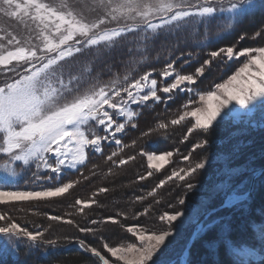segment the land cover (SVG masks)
Wrapping results in <instances>:
<instances>
[{"label":"trees","instance_id":"obj_1","mask_svg":"<svg viewBox=\"0 0 264 264\" xmlns=\"http://www.w3.org/2000/svg\"><path fill=\"white\" fill-rule=\"evenodd\" d=\"M123 1L125 0H0V57L7 53L31 55L28 59L0 65V89L5 88L10 81L14 83L25 74V69L50 55L43 46L47 39L53 36L52 30L56 26L51 20L55 17L66 21L62 25L63 28H67V24L74 22L73 20L83 21L81 23L87 28L83 37L72 35L75 44L79 45L76 51L49 67L47 72V76L52 77V74L60 71L67 90L74 89V92H77L83 89L90 95L93 88L96 90L98 87L107 86L116 77L122 81L125 76L136 79L146 72H152V78L157 79L159 86L161 82L167 83L171 80L168 78V81H162L160 72L168 61L175 59L177 55L181 56V59L176 61L174 67L182 74H193L197 67H205V74L192 86V94L177 92L167 107L163 104H153L151 101L148 102V107L142 109L132 106L140 112V116L136 118L138 127L132 129L129 125L125 133L118 135L122 143L130 145L119 155L124 157L137 154L135 161L116 167L106 160V156L101 158L99 154L88 149L87 167L82 171L89 179H81L80 183L70 189V194L66 198H54L45 202L1 204L0 214H7L14 222L29 231L47 229L44 236L38 237V240L56 239L57 245L51 246L56 247L52 252L48 250L50 245L46 243L32 246L26 239L13 240L5 234H0V264H94L95 258L90 253L69 246H77L75 242L77 237L101 248L105 242L113 244L127 241L129 239L125 232L127 226L141 225L143 230L160 231L163 224L159 216L165 212L177 211V202L179 203L180 198H185L186 204L192 202L190 199L196 192L195 188H187L188 183L206 188H213L220 182L229 183L230 187L213 202V208H218L227 196L244 193L249 186L251 175L256 170L264 168V118L258 124L227 119L219 126L214 124L208 131L195 129L190 135L187 134V129L194 123L190 117L180 125L170 124L172 118L185 111L182 105L187 103L190 95L194 103L190 104L187 110L199 106V96L196 93L206 94L208 91H214L215 85L246 59V57L232 61H228L226 57L223 60L220 57L213 59L210 56L211 51L228 46L234 47V51L264 46V4L261 0H255L254 7L248 11L214 14L210 19L198 18L195 24L185 25L173 32L158 30L157 33L150 34L147 41L142 40L150 29L146 24L151 23L153 19L161 18L160 15L152 16L145 22H138L137 25L133 24L134 21L130 17L126 19L122 17L118 23L113 24L114 13L110 8ZM109 3L112 5L107 6ZM101 4H105L106 7ZM101 18L105 22L95 27L96 21ZM110 27L121 28L124 33L98 46L83 45L84 39L88 40ZM61 29L59 27V31ZM257 31L262 33L260 37L255 36ZM241 35L244 36L242 40ZM39 40L40 44H37ZM189 52L192 53L191 57L188 56ZM205 60L211 61V64L204 65ZM184 61L188 62L185 64ZM43 74L45 76L46 73ZM67 95L70 96L72 93L67 92ZM161 122L168 124V127L160 129L158 125ZM144 131L149 132L148 137L141 135ZM133 140L137 141L134 147L131 146ZM197 143H203V146L194 149ZM115 149L114 143L104 144L105 154H110ZM141 149L146 152L171 150L173 156L163 169L157 171L148 169L146 155H138ZM183 155H187L189 159L183 161ZM201 161L209 164L186 177L185 181L175 179L168 181L163 188L156 189L155 196L149 195L160 180L170 175L172 170L194 166ZM93 171L96 175H92ZM148 171H152L153 175L144 181L137 180L139 175L147 174ZM226 171L237 173L229 176V172ZM33 172L30 167L28 173L30 176L21 179L19 188L23 189L26 184L28 188L38 186L29 182ZM47 174L44 172L43 175ZM77 178L78 174L75 171H65V180ZM100 187H108L111 191L92 197L99 201L100 206L93 204L84 212L78 210L80 213L78 219L84 223L80 225L73 219L76 215L71 217L79 208L73 206L75 199L88 200L90 190ZM141 196L144 197L143 200L136 199ZM239 206L223 208L209 216L211 221L216 218L223 220L220 225H212L197 234L188 251V264H243L239 263L242 260L234 253V249L245 245H252L255 250L258 247L261 252L260 258L247 260L245 264H264V245L251 238L257 234L254 225H264V172L255 179L251 194L244 200V207ZM47 207L52 209H46ZM145 208L149 209L147 215H136ZM117 211L127 214V219L120 218L126 226L123 229L118 225L97 226L90 223L92 219L115 216ZM48 214L58 216L67 214V217L74 221L75 227L76 225L87 227L85 223H89V227L99 231L91 234L81 233L78 228H70L68 224L60 226L58 225L60 221H50ZM6 223L7 221H0V226H5ZM67 245L69 247H66ZM62 246L65 247L61 248Z\"/></svg>","mask_w":264,"mask_h":264},{"label":"snow or ice","instance_id":"obj_2","mask_svg":"<svg viewBox=\"0 0 264 264\" xmlns=\"http://www.w3.org/2000/svg\"><path fill=\"white\" fill-rule=\"evenodd\" d=\"M253 0H237L231 2L228 0H185L186 8L178 12L173 18L160 25H152L148 29L142 40L150 39V34L157 33L158 30L173 32L183 28L188 24H195L198 18L210 19L214 14L236 13L243 7L251 5ZM264 4V0H261ZM262 33L257 31L256 37ZM240 39H244L241 35ZM223 54V56H222ZM189 52L188 56L191 57ZM210 56L215 59L220 57L222 60L226 57L228 61L246 57V62L242 67L232 75L227 83H218L215 85L217 92L208 91L206 94L196 93L203 107H195L187 110L189 105L194 103L192 96H189L187 103L182 107L185 109L177 117L170 120L171 125H180L186 118H191L194 123L187 129L190 135L195 129L208 131L213 128L214 124L219 126L226 119L237 118L230 116L229 106L233 103L242 109H248L252 105L264 103V47L245 48L240 51H234V47H221L216 51H211ZM181 56L177 55L175 59L169 60L166 67L162 69L160 75L162 81L158 86L156 78H152V72H146L139 78L130 79L125 76L123 81L119 77L112 79L107 86L98 87L92 94L85 96L78 104L71 108L65 109L60 113L53 114L45 118H37L34 115V109L25 108L16 105L18 98L27 94L28 88L15 86L6 89L5 93H0V133L3 134V146L0 147V154L6 159L0 166V175L4 176L8 184L0 187V204L11 202L27 201H45L54 198L67 197L70 189H73L80 180H88L89 177L84 175L83 168L87 167L88 153L91 149L101 158L106 156V160L116 167L128 165L137 159V154H129L120 157V153L130 145L122 143V139L117 135L125 133L126 127L131 126L136 129L138 124L136 118L140 112L132 106L139 108L148 107V102L153 104H163L165 107L172 101L177 92L193 93V85L197 84L199 77L205 74V67H197L193 74H182L174 67ZM188 61H184L186 64ZM204 65H210L211 61L205 60ZM239 85L238 88L233 85ZM122 93H124L122 95ZM163 93L164 95H160ZM228 110V111H225ZM115 116L121 117L125 122H118ZM99 126V131L94 127ZM160 129L168 127L166 123H159ZM103 134H100V133ZM148 137L149 132L144 131L141 134ZM184 139H187L185 135ZM114 143L115 150L110 154L104 153V144ZM137 141L133 140L131 146L134 147ZM203 143H197L195 148H200ZM140 156L147 157L148 169L159 171L167 158L173 156V151L165 152H146L143 149L138 153ZM187 155L182 156L183 161H187ZM35 166L30 183L32 188H19V173L17 165ZM206 162L201 161L194 166L187 168L181 167L172 170L171 174L154 187L150 196L156 195L157 188H163L168 181L178 180L185 181L186 177L196 173L197 170L204 169ZM95 167V166H94ZM41 169L47 172V175H41ZM65 170L75 171L78 174L77 179L65 180ZM92 175H96L93 171ZM153 172L141 174L137 177L138 181L147 180ZM188 189L195 188V185L188 183ZM111 189L100 187L98 193H108ZM137 200H143L144 197H136ZM159 203V201H157ZM93 204L100 206L99 201L94 199H75L73 206H79L78 210L84 212L85 209L91 208ZM180 205L186 204L185 198L179 199ZM149 209L137 212V216L148 214ZM187 209L181 208L173 213L165 212L159 216V220L167 227L159 232L139 230L141 225L125 226L121 222V217L127 219V214L123 211H117L115 216H106L100 220L92 219L91 224H110L118 225L121 229L126 227L128 233L135 236L140 242H129L127 245L113 246L107 242L102 248L93 246L85 239L76 238V245L83 252L90 253L95 258L94 264H116V261H122L123 264H155L153 256L158 252L161 246L165 245L169 237L175 235L174 222L186 216ZM50 221H62L65 224H73L71 219H65L63 216L48 214ZM0 221H7L5 226H0V234H5L15 239H26L32 246L39 244L57 245L56 239H39L44 236V230L29 231L26 227L14 222V219L7 214H0ZM183 222V221H181ZM81 233H95L99 229L91 227H80L76 225ZM197 233L194 232L193 236ZM102 238V237H101ZM71 242V241H69ZM105 253L111 254L115 260H110Z\"/></svg>","mask_w":264,"mask_h":264},{"label":"rangeland","instance_id":"obj_3","mask_svg":"<svg viewBox=\"0 0 264 264\" xmlns=\"http://www.w3.org/2000/svg\"><path fill=\"white\" fill-rule=\"evenodd\" d=\"M227 2L228 1H226V3ZM231 2H237V1L231 0ZM111 5L112 4L109 3L107 6H111ZM254 5H255V0H253L251 5L243 7L239 12L248 11L250 8H253ZM101 6L106 7L105 4H101ZM186 6L187 5L185 3V0H127V1L125 0L121 4L116 5L115 7L113 6L110 9L114 13L113 24L118 23L119 20L122 19V17L125 19L130 17L134 21L133 24L137 25L139 24L138 22H142V21L145 22L146 20H150L152 16L160 15L161 18H156L157 20L153 19L151 20V23L149 24L143 23L144 25L146 24L147 27L151 28L152 25H160L162 23H166L169 19L173 18L178 12L184 10ZM173 7H176V8H173ZM167 15L169 16L167 17ZM51 21L52 23H54V26H56V28L52 30L53 36L51 38H48L45 43V46H43L45 50L50 52V55L48 54L46 57L39 59L34 65L25 69V74H23L22 76L20 75L21 77L18 80H16L14 83H11L10 81V83L7 84L5 88L0 89V93L6 94L5 90L9 89L12 86H15L17 88L27 86L28 88L27 94L23 97L18 98L16 101V105L25 107V108L34 109L35 110L34 115L37 118H45L53 114L60 113L63 110L71 108L72 106L78 104L81 99L89 95V92L83 89L77 92H74V89L67 90L66 84L64 82L65 80H62L60 71H57L55 74H52V77L47 76L48 75L47 72H49V67L53 66L60 60L66 59L68 56H70L72 53L76 51V47L79 45L75 44L73 36L74 35H77V36L81 35L82 37L85 36V33L87 32L86 26L83 23H81L83 21L79 22V21L73 20L74 22L67 24V28H63L62 25L66 22L63 19L55 17ZM104 22L105 20L103 18H101L100 20H97L95 27L101 26V23H104ZM59 27L62 28L61 31H59ZM123 33L124 32L121 31V28H118V27L106 28V29L101 30L100 33L96 34L95 36L90 37L88 40L84 39L85 44L83 45L98 46V44H101L103 42L112 41L114 38H116L117 36ZM77 42H79L78 38H77ZM82 43H79V44H82ZM37 44H40V40L37 42ZM29 57H31V55H21L18 53H7L0 57V65H6L10 63L11 61L12 62L21 61L23 59H28ZM244 62H246V59L243 62H241L220 83H227L228 79L232 75L235 74V72L239 69V67L243 66ZM44 72L46 73L45 76L43 74ZM233 87L238 88L239 85L234 84ZM94 89L95 88L92 89V93L95 91ZM67 92L72 93V95L68 96ZM213 92L218 93V90L215 88ZM123 94L124 93H122V95ZM198 103H199L198 107H203V104L200 100H198ZM229 108L231 110L230 116L237 117V118H229L232 120H243L246 122H250L252 124H256V123L258 124L264 118V103L252 105L248 109H242L240 106L233 103L229 106ZM225 111H228V110H225ZM114 118L118 122L119 120L120 122H125L123 118L115 116V114H114ZM94 127L99 131L98 125H94ZM117 135H120V134H117ZM2 137H3V134L0 133V147L3 146ZM170 158L171 157L165 160L163 167H165L169 163ZM5 159L6 157L0 154V166L3 165ZM208 164L209 163H206V165ZM16 167H17V172L19 173L17 177V179L19 180V185L22 182L21 179H25L26 177L30 176L28 174L30 167H31V170L33 171L36 170L34 165L22 166L18 164ZM163 167L161 169H163ZM65 171H70V170H65ZM237 171L235 172L226 171V172H229L228 175L231 176V175H236L235 173H237ZM44 172L45 171L41 169L40 174L43 175ZM253 174L251 176H253ZM7 184H8L7 179L4 176L0 175V187L5 186ZM253 184H252V187H253ZM250 185H251V180L249 182L248 188L250 187ZM15 186H18V185H14V187ZM27 186L28 185L26 184L23 188ZM229 187H230L229 183H226V182H220L217 185H215L213 188L195 186L196 194L195 193L192 194V197L190 199L192 201L191 203L180 206L178 205L179 203L177 202L178 210H180L181 208L187 209L186 216L174 222L173 227L175 228V235L173 237L168 238V240L171 241L170 243L166 241L165 245L161 246L160 250L154 254L153 261H155V264H181L182 263L181 255L189 239L191 238L193 231H195V229L197 228L198 224L201 223L199 232L207 227H212V225H215V224L220 225L223 218L222 219L216 218L211 221L209 219L210 215L207 218L205 217L207 214L209 213L212 214L215 211H217L216 210L217 207L213 208V204H214L213 202L216 197H218L222 192L226 191ZM247 190L244 193H246ZM251 191H252V188H251ZM244 193L239 194V195H243ZM89 194L90 195L87 197V199H92V197H97L100 193H98V188H96L93 191L90 190ZM228 198H230V195L227 196L224 199V201H226V199ZM244 200H247V198L243 200H237L236 202H234L233 204H230L226 208H231L234 205L235 207L238 205H240L239 207H244L243 206ZM27 202H34V201H27ZM46 209L51 210L52 208L47 207ZM41 215L45 216L44 214H41ZM75 215L76 217L73 218ZM79 215L80 213H78V209H77L72 213L71 217L74 220L78 221L80 225H84V223L78 219ZM62 216L65 219H69V217H67L68 216L67 214L62 215ZM161 223L163 224L161 227V230H163L167 227V225L163 222ZM59 224L60 226L66 225L62 221H60L58 225ZM85 225L89 227V223L88 224L85 223ZM96 225L101 226V224H96ZM71 227L77 228L75 227L74 224H71L70 228ZM139 230L144 231L141 228ZM256 231H257V234L255 235V237L251 236L252 240H254L260 245H264V229H261V230L256 229ZM125 232L127 233V236L129 237L127 241L121 242V243L115 242L111 245L119 247L122 245H127L129 242H135L137 245H139L140 242L136 239L135 236H132L130 233H128L126 229H125ZM156 232H159V231H156ZM88 234H91V233H88ZM69 246L67 245L66 247H69ZM251 246L252 245H249V246L245 245V246L240 247L239 249H234V253L239 257V259L242 260L239 263L245 264L247 262V259L249 260L250 258H253V259L260 258L259 255L261 252L258 250V247H256V250H255V248H252ZM63 247L65 246H62L61 248ZM101 248H102V245H101ZM48 250H51L52 252H54L56 250V247L54 248V247H51L50 245L48 247ZM105 254L110 260H115L114 257H111V254L109 253H105ZM116 264H123V262L116 261ZM149 264H152V261H150Z\"/></svg>","mask_w":264,"mask_h":264},{"label":"water","instance_id":"obj_4","mask_svg":"<svg viewBox=\"0 0 264 264\" xmlns=\"http://www.w3.org/2000/svg\"><path fill=\"white\" fill-rule=\"evenodd\" d=\"M263 172H264V168H263V169H260V170H258V171H256V172L253 174V176H252V178H251V185H250V187L248 188V190H247L246 193H244L243 195L231 196L230 198L226 199V201H224V203H223L220 207H218L216 210H220V209L226 208L227 206H229L230 204H233V203L236 202L237 200H243V199H245V198H248V196H249L250 193H251V188H252V184H253V182H254L255 179H256L257 177H259ZM214 211H215V210H214ZM209 215H211V213L207 214L205 218H207ZM200 226H201V223L198 224L197 228L195 229V231H193V233H194V232L197 233V232L199 231ZM193 233H192V236H191V238L189 239V241H188V243H187V245H186V247H185V249H184V251H183V253H182V255H181V261H182V264H187V253H188V250H189V248H190V245L192 244L193 239H194V237H195V236H193Z\"/></svg>","mask_w":264,"mask_h":264}]
</instances>
